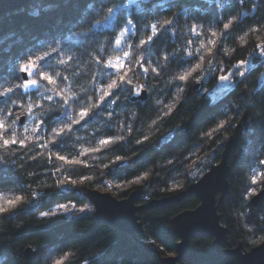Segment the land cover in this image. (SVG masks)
Segmentation results:
<instances>
[{"label": "trees", "instance_id": "16d2710c", "mask_svg": "<svg viewBox=\"0 0 264 264\" xmlns=\"http://www.w3.org/2000/svg\"><path fill=\"white\" fill-rule=\"evenodd\" d=\"M114 2L35 0L0 18V84L21 83L20 62L46 51L50 44L55 46L60 41L63 49L79 50L73 53L79 57L75 77L63 66L55 65L57 53L41 62L57 80L64 96L79 100L71 103L70 99L71 107H53L55 93L53 101H45L41 99L42 94H47L45 89L31 90L19 99L23 109H15L24 113L23 122L18 121L14 129L16 140L23 139L24 145L0 146V155H8V148L15 153L11 156L15 165H8L6 174L0 175V208L7 209L0 212V264H161L162 258L176 256L180 240L175 234L174 219L198 209L201 202L196 197L144 211L139 215L143 233L136 236L98 222L94 214L69 219L62 214L44 217L41 212L59 204L84 206L88 203L86 191L106 189L105 182L127 186L115 188L113 196L119 200L134 191L140 192V204L174 196L219 163L230 139L239 141L238 148L229 160V192L217 203L227 240L217 244L213 237L191 239L180 264H239L235 256L224 252L240 244L244 251H250L264 239V199L257 208L251 204V192L264 189V177L253 180L256 169L264 172L259 163L264 161V81L259 79L264 63L256 58L258 52H253L257 44L264 42V0H244L242 4L231 0L224 7L216 6L220 0H137L144 8L141 13L132 0H120L128 7L116 10L110 26L87 31L97 20L103 21L100 9ZM176 3L179 4L169 10ZM160 6L163 10L156 13ZM181 9L184 11L171 32L167 28L161 32L146 53L148 46L141 41L151 35L150 26L157 24L159 32ZM130 13L136 30L126 33L119 46L113 41L107 47L101 72L90 59L92 50L87 47L107 45L108 35L113 32L119 38L122 28L117 26L131 28L126 24ZM221 17L225 23L235 17L238 23L234 20L236 26L225 30ZM192 27L195 32L190 31ZM256 28L259 31H250ZM174 51L182 53V57L174 55L166 68L156 62L155 57ZM189 51L192 56L187 55ZM251 55L256 66L213 103L209 94L221 74L215 70H233L240 60ZM141 56L152 61L147 78L141 75L140 64L130 63ZM118 58H124V66L109 70L107 61ZM196 64L201 66L193 73V77H200L198 81L193 82L192 77L187 82L172 81L174 73ZM53 66L56 72L68 76L67 82L61 83ZM151 68L157 69L159 78L152 77ZM120 76L131 78L133 88L145 86L146 101L133 102L135 96L117 88L112 90V96L119 94V99L105 108L106 100L112 97H106L105 102L99 97L109 83L120 84ZM157 100L161 103L157 104ZM82 107L89 116L74 124L69 136L53 137L52 129L62 126L55 122L63 119L67 123L68 116L76 119ZM0 121L7 127L9 120L3 115ZM221 123L223 128L219 127ZM102 140H107L108 145H102ZM117 156L121 160H116ZM203 156L209 162L196 164ZM73 180L81 184L72 187ZM11 201L17 202L9 205ZM27 248L38 252L37 260L25 259Z\"/></svg>", "mask_w": 264, "mask_h": 264}, {"label": "snow or ice", "instance_id": "6c2138e0", "mask_svg": "<svg viewBox=\"0 0 264 264\" xmlns=\"http://www.w3.org/2000/svg\"><path fill=\"white\" fill-rule=\"evenodd\" d=\"M239 3H244V0H238ZM132 3L134 4L136 11L138 13L143 12L144 8H141V4L137 2V0H132ZM182 3V2H181ZM231 3V0H220V3L216 4L217 7H224ZM179 3L172 4L169 6V10L171 8L176 7ZM128 7L126 4H122L120 0H115L114 3H112L110 6L104 7L102 10L100 9V12L103 13V21L97 20L95 24L91 26L87 31H94L96 28L100 26L108 27L112 24V21L115 19L116 10H119L121 8ZM163 10V7L160 6L157 8V12H160ZM183 9H181V12L178 13L172 20H168L164 26L161 27V30L157 31V24H152L150 26L151 35L148 36V39L146 41H141L142 44L147 45L144 49V51L147 53L149 45L163 32L166 28L168 31L171 32L172 28L175 26V22L179 19V16L181 15ZM155 16V15H153ZM223 29L230 30L234 28L236 25L234 24V20L237 21V18L228 19V21L225 23L224 18L221 17ZM135 19L131 16L127 20V25L131 26H117V29H121L119 31V38H117L116 32L110 33L107 45L102 44H95L94 46L87 47V49H91L90 53V59L92 60L93 64L96 65L101 72L104 71V56L103 54L107 52V47L111 46L113 41L117 46L121 44V38L125 36L126 33H129L130 31H135ZM190 31L195 32V27H192ZM250 31L257 32L259 31L258 28L256 29H250ZM78 34V33H74ZM212 36L215 37L216 33L213 32ZM243 37H241V41H243ZM74 52H79L78 49L72 50V49H63L60 41L56 42L55 46H52L51 44L48 45L47 50L43 51L36 55H31L22 60L19 64V71L24 74L23 77L19 79L21 83H14L12 81L10 84L11 86H8V84H0V115H3L5 119L9 120V123L7 127L5 126V123L3 121H0V139H2V145L0 146H8L11 144L19 143L21 146L24 145V140L21 139L19 141L16 140L14 129L17 125V122L21 120V111H17L15 109H23V105L19 103V99L23 98L24 96H27L30 94L31 90L35 89L36 91H40V89H45V93L42 94L41 99L45 101H53L54 97L52 93H55L56 100L54 102L53 107H62V106H68L71 107V103H76L79 100V97H67L63 94V89L60 88L59 84L57 83V80L54 78L53 75H50L47 71L44 69H48L41 66V62L45 59V57L49 56L51 53H57L58 57L55 60V65L63 66V70L65 72L71 71L73 76L77 75L76 73V64L79 60V57L74 55ZM254 53L258 52V55H255L257 59L260 60V63H264V42L257 44L253 50ZM176 54H179V56L182 57V53L172 52L170 54L164 53L162 55H159L155 57L156 62L161 65L162 68H166L169 63H172V57ZM127 55V53H125ZM188 56H192V52H187ZM254 56V55H253ZM149 57V56H148ZM203 59V57H201ZM256 59V60H257ZM131 64H140V66L143 68V71L141 73L142 76L146 77L149 73V68L151 67V59L146 58L145 56H141L139 61H130ZM144 65H148V67H144ZM107 66L109 70L113 67H120L121 65L116 64L113 65L112 61H107ZM256 66V63L253 62L252 64L249 63V60H240L238 64H236L233 68V70L228 71L224 68L218 67L215 71L219 72L218 76V88L217 92L220 95H226L230 89L234 86V81L236 77H244L246 72H249L252 68ZM201 66L200 64H196L195 67H192L190 69H187L180 73H174L172 75V81H180V82H187L189 80V77L193 78V82H196L200 79V77H193V73L197 72V69H199ZM57 67L53 66L51 69L55 73V76H58L60 78L61 83L68 81V76L61 75L60 72H56L55 69ZM151 73L153 78H159L160 73L157 71L156 68H151ZM115 74V73H114ZM259 79L261 81H264V72H261ZM121 83L118 84L116 81H113L112 83H109L107 85V90L102 91V94L99 97V100L101 102H105V98L111 96V99H107L105 102V108L107 105H114L116 104L117 99H119V94L112 96V90L120 88L121 91H127L130 96L140 97L142 96L147 89L145 86L141 85L139 87H131L132 85V79L128 78L125 79L124 76H120ZM46 82V83H45ZM48 86H54V87H48ZM262 87H264V83H262ZM179 91L182 92L183 88H179ZM206 91V90H205ZM212 96L213 103L216 102L217 97L213 94H209ZM128 97H125L127 99ZM157 104H160L161 101L157 100ZM40 107V106H37ZM32 112V105L29 104L27 113ZM111 115V113H109ZM167 115V113H166ZM89 116V111L85 108H81V111L79 112V115L76 119H72L71 117H67L69 122L64 123V120H58L55 122L58 126L52 129V135L53 137L57 136H69L73 131V125L74 124H80L81 121L85 120L86 117ZM34 119V117H33ZM53 120H56V118H53ZM41 124L47 128L48 125L44 123V121H41ZM220 128L224 127V123H221L219 125ZM10 136L11 138H4ZM118 139H123L122 137H119ZM145 140H147V137H144ZM102 145H108L107 140H102L100 142ZM137 143H142V141L137 140ZM8 155H0V175H4L7 172V166L8 165H15V161L11 159V156L15 153L11 148H8ZM16 151H20V149H16ZM91 151H98V149H92ZM60 160H65L64 156H59ZM116 160H121L120 156L116 157ZM72 163H78V161H72ZM262 166H264V161L259 162ZM196 173H193V176H195ZM72 183H76V181H72ZM254 193V190H253ZM11 203V202H10ZM57 209H63L64 212H70L72 209H76L75 204H59L56 206ZM85 210L92 211L91 208H79V212H84ZM7 209L0 208V212H5ZM75 214V213H74ZM41 215L44 217H52L57 215V211L53 210L51 212L44 211L41 212ZM56 264H62L61 261H56Z\"/></svg>", "mask_w": 264, "mask_h": 264}, {"label": "water", "instance_id": "95a60500", "mask_svg": "<svg viewBox=\"0 0 264 264\" xmlns=\"http://www.w3.org/2000/svg\"><path fill=\"white\" fill-rule=\"evenodd\" d=\"M32 1L35 0H0V18L7 13L22 9ZM137 101L145 102L146 92L133 99V102ZM238 143L237 139L228 140L221 153L219 163L212 166L185 191L174 196L140 204L139 191H134L128 198L119 200L111 193L89 189L85 195L86 199L94 207V216L98 222L107 223L130 236H136L143 233L139 215L144 211L181 202L189 197L198 198L201 202L198 209L185 211L174 219L175 234L180 240L176 246L177 255L161 259V264H180L188 253L191 239L199 236L213 237L217 244H224L227 240V229L221 224L217 203L223 201L229 192L228 180L231 174L229 160L237 151ZM263 199L264 189L251 199L252 206L257 208ZM224 253L235 256L239 264H264V241L250 251H244L240 244L237 248ZM24 257L26 260L35 261L39 254L31 248H27L24 251Z\"/></svg>", "mask_w": 264, "mask_h": 264}, {"label": "rangeland", "instance_id": "374dc122", "mask_svg": "<svg viewBox=\"0 0 264 264\" xmlns=\"http://www.w3.org/2000/svg\"><path fill=\"white\" fill-rule=\"evenodd\" d=\"M252 58H253V55H251V56H249L248 57V59L247 60H249V63L250 64H252L253 62H252ZM113 63V65H116V64H119V65H121L120 67H113L112 69L113 70H118V69H120V68H122L123 66H124V58H118L117 60H115L114 62H112ZM231 71V70H230ZM243 77H236V79H235V81H234V85H235V83L237 82V81H239V80H241ZM218 84H219V82H218ZM218 84L216 85V87L214 88V90L210 93V94H213V95H215L216 97H217V99L218 98H220L221 96H223V95H220L218 92H217V88H218ZM211 99H212V96H211ZM216 99V100H217ZM31 131H33V128H32V130ZM227 143V142H226ZM206 156H208V155H206ZM206 156H203V158L202 159H200L199 161H197V163L196 164H206L207 162H209V160H208V158L206 157ZM216 165V164H215ZM197 166V165H196ZM212 166H214V164L212 165ZM203 176V174L202 175H200V178ZM264 177V172H261L260 170H258V169H256L254 172H253V180L255 181V182H257L258 180H260L261 178H263ZM199 178V179H200ZM198 179V180H199ZM81 183H77V184H71V186L72 187H78V185H80ZM68 185H70V183L68 184ZM105 187H106V189H99V191H101V192H108V193H111L112 195H113V193H114V190H115V188L116 187H118V188H127V186H115L114 185V183H111V182H105ZM89 190V189H88ZM87 190V191H88ZM86 191V192H87ZM261 191V189H254V193H253V191L251 192V196H255L257 193H259ZM10 199H13L12 197H10ZM14 199H19V198H14ZM18 201V200H17ZM17 201H11V203L9 202L8 204L9 205H11V204H15ZM68 205H71V204H68ZM82 207H84V208H91L92 209V211H88V210H85L84 212H79L78 211V209L79 208H82ZM53 210H56L57 211V214H62V215H65L67 218H74V217H79V216H84V215H89V214H94V207L88 202V203H86L84 206H76V209H72V211H70V212H64V210L63 209H57V207L56 206H54L53 208H51V210L49 211V212H51V211H53ZM75 213V214H74ZM262 241H264V239L262 240Z\"/></svg>", "mask_w": 264, "mask_h": 264}]
</instances>
